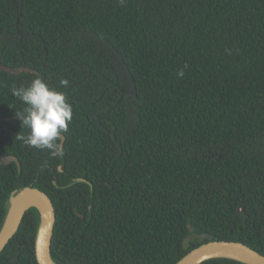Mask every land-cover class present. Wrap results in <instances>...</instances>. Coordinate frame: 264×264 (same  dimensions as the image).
I'll list each match as a JSON object with an SVG mask.
<instances>
[{
    "label": "trees",
    "instance_id": "16d2710c",
    "mask_svg": "<svg viewBox=\"0 0 264 264\" xmlns=\"http://www.w3.org/2000/svg\"><path fill=\"white\" fill-rule=\"evenodd\" d=\"M0 65V228L31 186L57 264H175L200 233L264 255V0H0ZM38 222L0 264H37Z\"/></svg>",
    "mask_w": 264,
    "mask_h": 264
},
{
    "label": "water",
    "instance_id": "95a60500",
    "mask_svg": "<svg viewBox=\"0 0 264 264\" xmlns=\"http://www.w3.org/2000/svg\"><path fill=\"white\" fill-rule=\"evenodd\" d=\"M0 68L8 72H15L1 65ZM21 70L23 69H19V71ZM24 70L26 71L27 69ZM58 135L60 136L59 148H61L64 136L60 134H56L55 136ZM12 161L19 168V161L16 157L11 155L0 157V165H6ZM32 207L36 208L39 213V222L36 226L34 237V252L37 264H57L50 254V244L55 223L53 204L45 192L31 186L14 190L7 199L6 213L0 228V252L17 231L25 212ZM236 212H241L244 216L243 221H245L244 209L238 207ZM190 237H193V235L188 238ZM197 237L199 242L202 243L187 252L175 264H201L203 261L211 258H225V256H219L224 253L241 256L245 261L238 260L244 264H264V255L241 242L212 240V236L209 233H200ZM205 239H208V241L203 242Z\"/></svg>",
    "mask_w": 264,
    "mask_h": 264
},
{
    "label": "bare ground",
    "instance_id": "6f19581e",
    "mask_svg": "<svg viewBox=\"0 0 264 264\" xmlns=\"http://www.w3.org/2000/svg\"><path fill=\"white\" fill-rule=\"evenodd\" d=\"M40 207V206H39ZM218 255V254H217ZM219 256H225V258H231V259H234V260H243L245 261V259H243L241 256L239 255H234V254H229V253H224V254H220ZM224 258V257H223ZM239 259V260H238Z\"/></svg>",
    "mask_w": 264,
    "mask_h": 264
},
{
    "label": "rangeland",
    "instance_id": "374dc122",
    "mask_svg": "<svg viewBox=\"0 0 264 264\" xmlns=\"http://www.w3.org/2000/svg\"><path fill=\"white\" fill-rule=\"evenodd\" d=\"M121 71H122V72H121V75H122V77H123V79H124V84H125V86H127V90H130V87H129L130 82H129V80H128V77H127V75H126V72H125L124 68H122Z\"/></svg>",
    "mask_w": 264,
    "mask_h": 264
}]
</instances>
